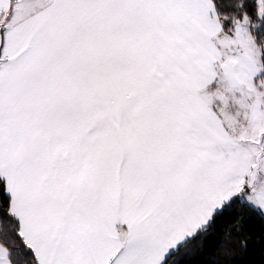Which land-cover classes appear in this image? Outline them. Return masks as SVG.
Returning <instances> with one entry per match:
<instances>
[{"label":"snow or ice","instance_id":"1","mask_svg":"<svg viewBox=\"0 0 264 264\" xmlns=\"http://www.w3.org/2000/svg\"><path fill=\"white\" fill-rule=\"evenodd\" d=\"M0 264H264V0H0Z\"/></svg>","mask_w":264,"mask_h":264}]
</instances>
